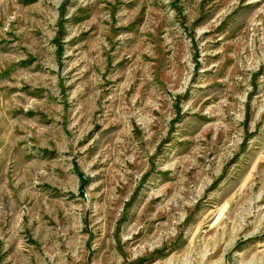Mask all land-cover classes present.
<instances>
[{
    "label": "rangeland",
    "instance_id": "374dc122",
    "mask_svg": "<svg viewBox=\"0 0 264 264\" xmlns=\"http://www.w3.org/2000/svg\"><path fill=\"white\" fill-rule=\"evenodd\" d=\"M0 264H264V0H0Z\"/></svg>",
    "mask_w": 264,
    "mask_h": 264
}]
</instances>
